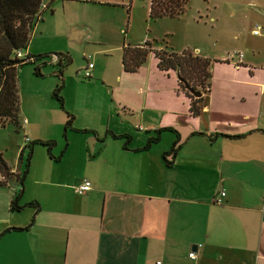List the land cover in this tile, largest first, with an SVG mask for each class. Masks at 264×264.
<instances>
[{
  "label": "crops",
  "instance_id": "1",
  "mask_svg": "<svg viewBox=\"0 0 264 264\" xmlns=\"http://www.w3.org/2000/svg\"><path fill=\"white\" fill-rule=\"evenodd\" d=\"M41 2L48 6L51 0ZM257 4L252 15L258 17L261 31L252 33L253 25L246 29L261 50L234 49L241 51L238 57L228 49L213 55L195 48L194 53L211 61L209 87L201 94L202 117L187 112L177 76L166 80L175 70L158 69L152 52L135 71L123 70L120 59L121 68L112 77L103 75L86 56L83 66L92 62L95 77L71 76V81L95 91L78 93L76 106L66 109L75 118L73 126L88 131L67 153L66 132L55 172L34 179L51 186L43 189L45 193L39 189L40 194H26L22 185L18 202L36 200L37 209L9 210L20 185L14 180L15 185L0 186V232L25 226L33 216L27 228L0 235V264H264V0ZM236 30L230 39L239 38ZM85 38V48L90 46L94 56L102 55V63L114 68L125 40L90 27ZM40 50L30 42L23 52ZM82 67L74 69L75 75ZM166 86L182 96L173 100L159 95L165 92L158 88ZM99 98L102 105L95 104ZM19 116L25 142L54 138L58 143L53 132L63 129V110L19 104ZM113 116L116 122H110ZM126 118L143 125L131 126ZM38 124L46 133H40ZM157 128L158 140L136 149ZM109 132L127 133L130 139L124 142ZM175 134L177 148L171 157L165 156L167 162L162 153ZM3 158L11 171L22 170L17 157ZM75 164H81V173L74 172ZM82 177L90 180L91 188L74 194L73 184ZM221 189L220 202H213ZM189 251H194V258Z\"/></svg>",
  "mask_w": 264,
  "mask_h": 264
},
{
  "label": "rangeland",
  "instance_id": "2",
  "mask_svg": "<svg viewBox=\"0 0 264 264\" xmlns=\"http://www.w3.org/2000/svg\"><path fill=\"white\" fill-rule=\"evenodd\" d=\"M147 6L148 0H51L47 8L42 10L40 17L32 26L27 44L29 45L31 42L34 48L41 49L38 53L66 52L70 55L71 61L62 67L61 72L63 86L60 89V95L64 109L76 106L74 102L78 93L84 94L87 90L92 93L95 91L94 88H78L71 81V76H77L83 80L95 77L93 75L87 78L82 77L80 72L76 75L74 73V69L83 66L87 55L106 77H112L116 72L115 69L121 68L120 58L112 68L111 63H102L104 58L102 55L94 56L90 46L85 48L87 40L85 34L89 31V27L93 28L95 33L104 32L106 36L110 35L112 38L118 39L119 42L125 40L131 43H141L146 40L153 45H166L176 51L190 49L195 52V48L198 47L203 51L218 55L223 52V49L243 51V48L249 49L256 46L261 50V47L254 43L246 29L250 25L254 27L255 24H258L259 33L261 31L258 17L252 15L255 14L254 9L258 8L257 0H186L183 12L172 17L164 15L150 18ZM119 26L124 30V33H117ZM233 28L240 33L237 40L229 38ZM262 52L264 51L260 53ZM246 53L248 52L246 51ZM111 58L109 55V60ZM42 59L46 60V57ZM53 68L50 63H44L40 66V75L33 73L31 63H24L17 68V92L20 108L56 106L60 109L58 101L51 96L54 85L59 81ZM67 75L68 78H66ZM174 75L176 73L170 71L166 80H170ZM158 91L165 92V94L159 95H171L173 100L182 96L181 92H176L174 88L167 91V86L158 88ZM95 104L102 105L100 98ZM84 119L86 118L84 117ZM113 119L116 122L115 116L111 118L110 122ZM74 120L73 117L72 125L75 124ZM126 121L131 126L134 123L143 125L139 120L126 118ZM38 129L41 134L46 133V128L42 124H38ZM67 131L70 136V145L66 153L71 150V144H80L88 129L75 132L70 129L63 131L62 128L56 132L54 129L53 133L58 135V143L53 138L55 144L53 143L50 149L52 156H57L62 151L67 141ZM62 132H65L64 135ZM25 141L21 128L16 129L10 122L0 125V152L3 157L12 161L18 156L15 154L17 147L22 146L26 143ZM169 157L171 155H168ZM55 160L47 154L45 146L33 145L28 164L30 168L23 179V185L27 188L26 194L34 193V191L39 194L40 191L45 193L43 189L51 187L43 182L36 184L34 179L44 177V174L45 177H51L52 171L55 172L54 168H57L59 164ZM75 165L77 167L74 172L81 173L83 170L80 168L81 164ZM19 167L24 169L23 161L19 162ZM42 179L46 180L47 178ZM9 185H15L14 180L5 184L6 187ZM73 192L77 195L80 194L76 191ZM27 210L29 209H23L24 212Z\"/></svg>",
  "mask_w": 264,
  "mask_h": 264
},
{
  "label": "trees",
  "instance_id": "3",
  "mask_svg": "<svg viewBox=\"0 0 264 264\" xmlns=\"http://www.w3.org/2000/svg\"><path fill=\"white\" fill-rule=\"evenodd\" d=\"M40 2L41 0H0V125L10 122L16 129L21 128L17 92V68L24 63H31L33 73L40 75V66L44 63H50L53 65V71L59 79L51 91V96L58 101L60 109L65 114L63 130H86L72 125L73 115L64 109L62 96L60 95V89L63 86L62 67L71 61L70 55L66 52H24L22 56L16 54L18 50H25L33 24L39 18L42 10L47 8V6L40 8ZM185 4L186 0H148V16L150 18L164 15L177 16L183 12ZM149 52H152L156 58L158 69L162 71L175 70L177 76L176 87L177 90L184 93L187 99V112L191 115H198L202 107L201 94L205 93L209 87L210 58L198 55L190 49L176 51L166 45L160 48L151 47V43L146 40L141 43L125 41L121 46L120 54L123 70L135 71L145 61ZM44 57H46V60L42 59ZM185 85L192 89H199L201 94L199 96L193 95ZM160 130L161 128L155 129L151 135L146 137L145 142L136 149H145L156 142L159 138ZM109 133L113 137L122 138L124 142L130 139V135L127 133ZM175 135V139L169 149L162 153V158L165 161H167L165 156L172 155L177 148V134ZM227 136L235 137L238 135ZM53 143V139L34 138L22 144L17 156L18 162L23 161L24 165V169L20 172L11 171L0 152V173L4 176L0 186L5 185L10 180H15L20 185L9 200V210H19L24 206L38 208V202L33 199L24 203L18 202L22 192L23 179L27 172L33 145L45 146L47 154L57 159L58 156L50 154ZM32 220L33 216H31L30 222L22 227H6L0 232V235L9 229H25Z\"/></svg>",
  "mask_w": 264,
  "mask_h": 264
},
{
  "label": "built area",
  "instance_id": "4",
  "mask_svg": "<svg viewBox=\"0 0 264 264\" xmlns=\"http://www.w3.org/2000/svg\"><path fill=\"white\" fill-rule=\"evenodd\" d=\"M46 6L45 3L40 2V8ZM251 32L254 34L259 33V25L255 24L254 27L251 29ZM18 56H22L24 54L23 50H18L16 53ZM229 55H237L238 57H241L242 53L239 50L233 51L229 53ZM93 66L92 62L87 61L86 64L81 68L80 74L82 77H90L91 76V67ZM4 180V176L0 173V182ZM91 188L90 180L87 177H82L79 179L76 183L73 184V189L77 193H84L88 191ZM224 194V191L221 189L218 192V196L212 197L213 202H220V197ZM188 256L191 258L195 257L194 251H189ZM159 261H156V264H158Z\"/></svg>",
  "mask_w": 264,
  "mask_h": 264
},
{
  "label": "water",
  "instance_id": "5",
  "mask_svg": "<svg viewBox=\"0 0 264 264\" xmlns=\"http://www.w3.org/2000/svg\"><path fill=\"white\" fill-rule=\"evenodd\" d=\"M186 88H188V90L195 96H199L201 94V92L199 90L196 89H192L188 86L185 85ZM200 116L202 117V113H200Z\"/></svg>",
  "mask_w": 264,
  "mask_h": 264
}]
</instances>
